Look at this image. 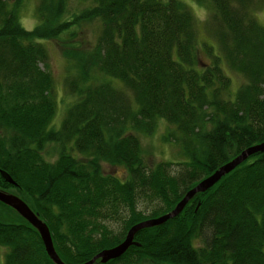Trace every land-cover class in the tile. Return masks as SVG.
I'll list each match as a JSON object with an SVG mask.
<instances>
[{"label": "trees", "instance_id": "1", "mask_svg": "<svg viewBox=\"0 0 264 264\" xmlns=\"http://www.w3.org/2000/svg\"><path fill=\"white\" fill-rule=\"evenodd\" d=\"M70 1L35 0L37 20L26 29L22 0H0V170L15 183L0 179V190L15 188L46 224L62 264H83L264 140V26L253 14L264 0H193L207 10L215 47L201 46L209 63L199 66L183 0H76L72 9ZM86 24L94 37L82 49L73 41ZM48 39L65 47L61 87L70 97L55 127ZM231 72L242 78L232 99ZM160 119L182 159L146 166L138 135ZM47 145L52 161L40 155ZM100 162L124 167L123 179ZM139 199L149 208H136ZM132 240L104 264H264V151ZM0 245L1 264H52L33 227L2 203Z\"/></svg>", "mask_w": 264, "mask_h": 264}, {"label": "rangeland", "instance_id": "2", "mask_svg": "<svg viewBox=\"0 0 264 264\" xmlns=\"http://www.w3.org/2000/svg\"><path fill=\"white\" fill-rule=\"evenodd\" d=\"M184 4L189 8L193 18H195V38L197 39V44H195V60H197V65H203L209 63V58L207 53L204 49L201 48L203 45H207L213 49L211 54L215 53L214 47V40L210 37L206 28L203 27V23L207 20V15L205 8L199 6L198 4H194L193 0H183ZM76 2V3H75ZM35 0H22L20 10L17 11L18 23L20 27H24L26 29H31L35 24L37 18L34 16L33 9L35 7ZM68 8L72 9L74 5H77L76 0H71L67 3ZM263 6H260L259 10H254L252 13L258 18V23L264 26V18H263V10H264V3L262 2ZM67 8V9H68ZM92 24H86L80 31L79 29L75 33L76 38H74L73 42H76L80 48L84 49L87 46L88 40L94 37ZM44 46L47 48V57H49L48 63V70L52 77L55 79L54 82V98L56 99L55 102V113H53L51 119V126L55 127L58 122L61 121V116L64 110L66 109V104L70 101V97L64 93L63 87H61V81L63 74L62 71L64 70L63 61L64 56L62 53L64 46L59 44L55 40H45L43 42ZM230 84L228 87L229 94L228 97L232 99L233 93L235 92L236 85L242 82V78H239V75L235 74L234 72L229 73ZM173 129V128H172ZM168 130H171V127L166 124L163 120H157L155 128L148 134H140L138 135V142L139 146L141 147V156H143V161L146 166H152L155 162H162V161H169L170 163L176 162L182 159L181 155L178 153V146L173 141L166 139V133ZM55 151L54 149L51 150L50 146H44L41 150V157L45 159V161H52L54 157ZM176 166H172L174 169ZM99 168H101L102 173H107L109 175H113L120 180L124 177V167H119V165H108V163L100 162ZM5 190L10 193L16 195L15 188L8 187ZM17 196V195H16ZM18 198V197H17ZM149 204L145 202V200L139 199L136 202V208L139 209H148ZM9 217L14 218L16 215L13 213H8ZM7 250V247L0 245V264L4 258L3 253Z\"/></svg>", "mask_w": 264, "mask_h": 264}, {"label": "water", "instance_id": "3", "mask_svg": "<svg viewBox=\"0 0 264 264\" xmlns=\"http://www.w3.org/2000/svg\"><path fill=\"white\" fill-rule=\"evenodd\" d=\"M264 151V140L255 145H249L245 147V149L240 150V152L235 155L234 157L230 158L229 160L225 161V164L220 165L219 167L215 168V170L209 173V175L205 176V178H201L198 180L194 186L186 189L185 192L181 195L182 197L177 200L174 207L169 211L165 212L164 214H160L155 216V218L144 219L130 225L124 233L123 238L114 246H110L104 248L103 250L97 251L94 256H91L89 259L84 261L83 264H94L95 261L100 263H105L108 259H115L118 255H121L125 252V248L136 243L133 242L132 237L133 235L140 230L141 228L144 229L145 227L155 226L162 222H165L167 219L175 217V215L182 210L185 202L190 199L195 193L197 192H204L205 189L209 188L211 185L215 183V181L221 177L223 174L225 175L230 169L234 168L238 165L242 160L244 161L245 158L251 154H255L256 152H263ZM0 179L12 185L15 183L10 179V176L4 171L0 170ZM0 203L6 205L8 208L10 207L16 214H18L21 219H23L29 226L33 227L36 233L39 235V241L43 244L44 253L47 254L49 257L48 259L52 264H62L61 261L58 259L59 257L53 251V246L50 243V234L47 231V226L41 220H38V216L30 211L25 203H23L20 199L17 198L16 195L5 193V191L0 190ZM64 264V263H63ZM82 264V263H80Z\"/></svg>", "mask_w": 264, "mask_h": 264}]
</instances>
